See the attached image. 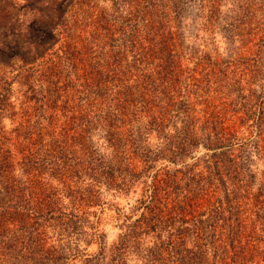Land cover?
<instances>
[{
    "label": "rangeland",
    "instance_id": "374dc122",
    "mask_svg": "<svg viewBox=\"0 0 264 264\" xmlns=\"http://www.w3.org/2000/svg\"><path fill=\"white\" fill-rule=\"evenodd\" d=\"M126 1L0 0V264H183L194 242L169 235L182 224L177 193L191 188L181 170L214 150L223 159L216 193L246 227L248 264H264V0H142L175 77H123L132 103L111 125L119 88L108 94L106 77L99 92L85 88L83 73L92 56L135 64L127 33L140 14ZM16 10L33 41L42 29L31 21L49 16L71 37L24 52L36 57L23 62L6 47ZM144 96H171L199 116L190 153L171 154L189 131L176 118L151 127L157 101ZM168 178L154 197V181ZM152 208L158 218L146 222Z\"/></svg>",
    "mask_w": 264,
    "mask_h": 264
},
{
    "label": "trees",
    "instance_id": "16d2710c",
    "mask_svg": "<svg viewBox=\"0 0 264 264\" xmlns=\"http://www.w3.org/2000/svg\"><path fill=\"white\" fill-rule=\"evenodd\" d=\"M126 2L129 4L132 13L140 14V19H137L136 23H134L127 33V36H129L127 43H130L129 46L134 47L133 61H135V64H123L118 59L117 61L100 63L92 56L90 57L91 61L88 62V67L85 65L86 69H84L83 73L85 88L90 87L99 92V89L103 85L100 77L107 78L105 85L106 89L109 90L108 94L119 88L117 92L118 96H114L113 101H111V105L115 109L112 107L106 110L107 117L113 120L110 122L111 125L112 122L115 125L114 120H120L125 115L127 119L128 105L132 103V98L129 97V88L122 81L123 77H175V74H173L174 64H171L172 54L166 53L164 55L166 51H170L159 21L154 17H147L149 11L141 3L142 0H127ZM57 8L58 5L56 6ZM51 19L52 21H50ZM10 21L11 37L6 47L13 57H18L23 62L29 61L28 59L33 60L36 57V55L31 58L26 57L24 56V52H30L33 49L35 51L34 54H37L46 44L51 45L59 40L61 35L71 37L65 30H57L55 20L50 16L47 19H35L31 21L42 29L40 33L42 36L38 37L40 38L38 41L31 40L33 34L31 24L21 27V24L18 23V25L14 26L11 15ZM70 40L68 39L67 44ZM84 48L86 50V47ZM82 53L78 51V55ZM153 53H156L159 62L155 65V68L151 67L149 69L148 60ZM144 98L149 105L153 100L157 101L154 103L152 111L151 109L147 111L150 116L148 121L151 123V127L160 129L166 121L176 118L179 122V128L182 131H189L188 138L185 139L183 137L173 148L169 149L171 154L176 158H180L190 153L198 139L196 133L199 116L193 113L189 105L185 104L184 101H173L171 96L167 97L163 103H159L157 97L146 99L144 96ZM172 110H175L176 113H171ZM205 120L206 122H210L208 117ZM19 125L21 127L22 123L20 122ZM114 131L112 130L111 133L115 134L116 131ZM205 145L211 149H216L218 146L215 143H205ZM161 152H164V150H161ZM221 156V151L214 150L212 153L199 156L195 162L184 165V168L181 170V178L191 188L183 196L177 193L175 199L176 205L173 208L177 210L173 216H179L182 224L176 233H170L169 235L174 234L173 236L175 237L171 236L170 238L172 241L174 239L183 242L190 238L194 242L193 255L190 253L183 264H248V239L242 241L241 237L242 234H245L246 227L243 224L231 222L230 218L232 214L229 200L227 197H223L221 193H216L218 190V177L216 176L221 175V171L218 168L220 160H223ZM25 165L28 168L26 170H31L30 168L33 166L29 161ZM169 181L172 180L168 178L164 179V181L161 179L154 181L152 184L154 197L155 195H159L162 189L165 191V188L169 185ZM14 185L15 183L11 182V186L13 187ZM208 185L213 186L210 195L204 193L205 187ZM164 194H167V192ZM156 210L155 208L150 210L152 212L150 218L145 220L146 222L150 219L158 218ZM227 211L228 213L225 214ZM7 217L6 211L0 212V221Z\"/></svg>",
    "mask_w": 264,
    "mask_h": 264
},
{
    "label": "water",
    "instance_id": "95a60500",
    "mask_svg": "<svg viewBox=\"0 0 264 264\" xmlns=\"http://www.w3.org/2000/svg\"><path fill=\"white\" fill-rule=\"evenodd\" d=\"M18 16H19V14H18L17 10L11 13V18L13 20L14 26L18 25V23H19ZM50 21H52V19Z\"/></svg>",
    "mask_w": 264,
    "mask_h": 264
}]
</instances>
